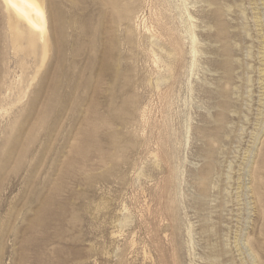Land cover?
<instances>
[{"label":"rangeland","instance_id":"1","mask_svg":"<svg viewBox=\"0 0 264 264\" xmlns=\"http://www.w3.org/2000/svg\"><path fill=\"white\" fill-rule=\"evenodd\" d=\"M41 1L45 58L0 0V264H264V0Z\"/></svg>","mask_w":264,"mask_h":264},{"label":"bare ground","instance_id":"2","mask_svg":"<svg viewBox=\"0 0 264 264\" xmlns=\"http://www.w3.org/2000/svg\"><path fill=\"white\" fill-rule=\"evenodd\" d=\"M8 14V25L14 45H20L23 38L28 40L31 47L40 42L43 56H47L48 29L46 12L41 0H2ZM25 25V29L21 27ZM50 44V43H49ZM22 46V45H21Z\"/></svg>","mask_w":264,"mask_h":264}]
</instances>
